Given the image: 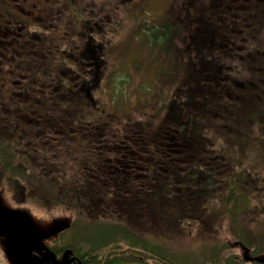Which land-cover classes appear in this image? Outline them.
I'll return each mask as SVG.
<instances>
[{
    "label": "rangeland",
    "instance_id": "374dc122",
    "mask_svg": "<svg viewBox=\"0 0 264 264\" xmlns=\"http://www.w3.org/2000/svg\"><path fill=\"white\" fill-rule=\"evenodd\" d=\"M39 1L36 0L38 4ZM42 1V6L37 7L40 16L29 18L23 15L25 18L18 24L24 23L29 29L31 44L33 40H38L37 36L48 38L44 41L42 39V43H47L45 52L50 54L49 59L57 54L56 59L50 62L54 64L49 69L52 71H47L48 76L45 78L35 74V83L41 87L44 80H48L49 83L51 81L50 84L58 86V91L64 89L67 94L61 107L66 108L65 121L70 119L64 128L66 137L62 138L61 132L58 133L61 129L54 126L52 119L41 117L38 112L27 110L16 116L20 124L17 127L22 126L23 132H27L20 138H29L26 142H19L29 152H35L40 157L33 158L31 154L25 156V165L30 163V167L24 171L34 180L29 181L32 182L31 185L22 180L21 176L19 178L3 173L4 179L0 178V215H3L2 220L0 219V264H36L37 261H43L45 256L41 249L42 239L58 236L68 229L74 220L84 223L88 220L95 222L96 219L118 221L137 233L165 244L181 257L195 256L199 252L220 246L223 247L221 253L224 259L231 258L236 264H253L249 258L250 252H246L237 241L231 220L226 218L222 228L218 227V221L225 215V197L235 172L238 177L234 187L237 188L238 196L242 197L239 201L242 205L241 211L238 209L235 212L237 218L244 224L246 231H254V234L264 228V100L259 98L264 90V86L259 82L263 79L264 69L257 64L262 60L264 62L263 15L259 17V20L262 17L260 22L256 21V28L249 31L258 35L251 40L258 43L259 51L262 52L253 53L251 60H246L242 65L240 60L243 59L238 52L232 51L231 46L239 50L240 45L245 42L240 34L239 37L232 35L229 39L225 38L223 32L227 25H221L220 20L216 23L219 14L211 10L207 0ZM31 5L32 3L28 7ZM9 8L14 10L15 5L10 4ZM240 11L241 17L248 18L249 12L246 9ZM97 21L99 24L95 26L96 32L92 41L93 45L101 43L104 64L99 80L88 85V88H91L88 93L82 88L85 79L87 81L86 77L90 75L87 72L82 73L84 64L79 62L80 65L77 66L78 57H68L74 50L66 51V54L62 50L70 44L78 52L77 44L81 39L72 35V32L76 31L75 26L78 23L94 25ZM164 21L179 26L178 36H174L170 43L150 46L144 32L152 30L153 24ZM209 21L216 26L214 35L215 41L219 42V49L214 50L215 53L212 54L209 48L207 52H203L204 55L195 56L191 42L195 39L193 35L196 27H202L201 24H208ZM203 27L198 35L203 29H213ZM220 30L223 32H219ZM246 35L247 39H250L251 34ZM10 39L8 38V41H11ZM5 44V41L0 42L2 49ZM55 44L58 46L51 47ZM30 53L32 54L29 51L28 54ZM181 53H185L183 58ZM189 63L193 65L195 72L201 64H207L204 68L208 67L211 72L212 67L216 68L219 64L227 68L225 74H228L229 81L227 80L225 87L217 90L229 91L220 98L219 93L211 95V103L203 112L196 111L197 121L192 122L213 144L215 154L220 155L222 159L218 157L212 161L209 151L202 152L199 155L200 160L196 158L189 169L179 170L178 177L173 174L160 177L165 181H162L161 188L150 194L149 198H145L140 190L141 182L136 184L137 181L131 180L134 169L125 162L132 161L129 156H123L125 151L120 148L109 153L112 157L107 159L110 164L105 169L113 171L108 176L100 178L94 169L88 173L81 169V159L84 163L86 161V164L94 165V168L100 167L97 164L102 162H96L97 159H102V152L90 149L100 144L93 139L96 135L91 137L88 134L92 128L91 124L99 123L98 127L102 132L107 131V136L102 135L99 138H108L106 143L110 148H114L119 139H124L125 135L131 132L132 136H136L139 131H144L143 135L160 139L158 134L166 131L161 124L168 105L178 93L177 89L195 90L202 86L200 83H192L187 67ZM35 66L34 71L38 69ZM5 68L4 73L9 75L10 82L1 85V93L9 88L13 91L12 96H19L14 92L21 88L17 79L27 81L20 73L23 66L20 65L18 69L16 66L9 67L11 70L13 68L12 71L8 70L7 66ZM221 70L224 71L223 68ZM57 73L61 75L60 79L71 74L72 81L58 80ZM240 78L243 81L241 85ZM211 86L213 87V84ZM35 90L40 92L37 87L34 93ZM53 94L48 92V95ZM6 95L9 94L6 92ZM205 101L208 102V99ZM21 103L20 100L16 102L17 108L21 107ZM36 103H40V100L36 99ZM191 103L194 106L195 102ZM194 107L196 108V105ZM55 111L54 109L53 112ZM188 112L189 110L186 112L184 109L185 119H188ZM62 113L64 111L60 112L61 118ZM11 116L8 113L7 117ZM65 121L63 118L62 126ZM73 125L83 126L84 133L79 135L70 128ZM73 132L76 134L68 136ZM57 134L59 140L56 139ZM186 152L185 148L183 151H175L178 156ZM208 163L212 164V168ZM86 174L92 184L95 183L93 187L99 189L96 193H100L101 197L96 200L102 202L101 205L93 207L90 204L91 199L79 192V187L87 186L80 180ZM200 177H204V180L200 181ZM116 179H121L123 183L131 181L136 186V191L129 196L131 201H134L133 205L135 204L132 210L121 208L119 203H114L109 192L105 193V184H115ZM58 186L60 188H57ZM56 188H69L66 190L67 194H80L83 198L77 201L78 204L74 203L77 207L71 206L63 202L62 194L56 192ZM51 189L55 190L51 192ZM126 199L127 197L120 200L125 202ZM186 213L194 217L193 228L181 225V219L184 217L182 215ZM4 217H8V221L4 220ZM13 233L21 235L23 239H13ZM24 243L25 248L29 245L35 248L33 251L36 253L29 254L23 247ZM17 254L25 261L18 263L15 260Z\"/></svg>",
    "mask_w": 264,
    "mask_h": 264
},
{
    "label": "trees",
    "instance_id": "16d2710c",
    "mask_svg": "<svg viewBox=\"0 0 264 264\" xmlns=\"http://www.w3.org/2000/svg\"><path fill=\"white\" fill-rule=\"evenodd\" d=\"M197 1L198 0H196V2ZM224 1L225 0H221V2L220 0H207L206 3H208L209 7H211V10H215L219 7L220 10L224 8L229 9L227 10V12L217 11V13L219 14V19H217L216 23H218L220 20L221 25L222 23L227 25L224 28L225 32L221 30L219 31L223 32V35L226 36V39L231 38L232 35L239 37L240 34L245 43L240 45V48L239 50H237V52L240 55V58L243 59L240 60V64L244 65L246 60H251L253 53L260 54L264 50L259 51L260 49L258 47V43L251 40L253 37H257L258 35L256 33H249L251 29H254V27L252 26L253 24L251 22L248 23L250 20V15L248 16V18L244 16L241 17L240 12L242 11L230 9L227 6V2ZM8 9L9 5L6 3V1L0 0V29L3 30H6L7 25L9 24L6 21V11H8ZM238 15L240 17L236 18V16ZM201 25L205 26H202L203 28L209 27L213 29H203L200 32V35H198L197 33L202 27H196L197 30L193 35L195 39H193V41L191 42V45L194 46L192 47L194 55H204L203 52H207L209 48L211 49V53L214 54V50L218 51L219 49V42L215 41L214 35L215 31H217L216 26L210 24V21L208 24ZM86 27L87 26L85 24L78 23L75 26L76 31L72 32V35L74 37L79 36L81 39V42L77 44V47H79V51L76 52V49H74V47L70 44H68L67 47L62 51H64L63 53L66 54V51L74 50V53L69 54L68 57H78L76 61L77 66L80 65L79 62L84 64L85 67L83 68L84 71H82V73L87 72V74L90 75L86 77L87 81L85 79V82L82 84V88L84 89V91L87 90V92L89 93L91 88H88V85H91V83H93L94 81L97 82L99 80L102 75L101 67L104 64V61L102 58V51L100 50L102 48L101 43L93 45L92 41H87L88 36L86 35L87 33H91V30H88V28ZM152 27V30H148L149 32H144V35L148 39L150 46H155L157 44L163 45L164 43L172 42L171 39L174 36H178V31L180 29L177 25L173 26L172 22L170 21H164L160 24H153ZM152 33L154 34L152 35ZM245 33L249 35L251 34L250 39H247V35ZM15 37L18 38L21 43L23 42V40H21L23 38V34ZM8 38H11V41H8ZM37 38L38 40H33V44H31L30 41L26 39L27 43L29 42L31 45L26 44L21 47L19 46L17 40H13L14 38L12 36L9 37L6 35H0V42H6L3 49L0 46V87L10 82L9 75L7 76L4 73V70H6V66L8 70L12 71L13 68L11 70L9 67L16 66L18 69L20 65H22L23 68L20 70V73L22 76H25V78H27V81L23 79L21 80V78L17 79L20 82L21 88L18 91L16 90L14 92L18 93L21 98L15 95L12 96L13 91L9 88H7V90L10 92L6 91L9 95H6V92H3L2 94L0 88V178L4 179L2 175L3 173H7L8 175L16 177L21 176L22 178H19L24 181H28V184L30 185L32 184V182L29 181L34 180L30 179L29 175H27L24 171L30 167V163H27V165H25V156L30 154L33 158L40 156L35 152H29L28 149H26L20 143L26 142L27 140H29V138H20L22 136H25L27 132H23L24 129H22V126L20 128L17 127L20 126V124L18 123L16 116L18 115V113H25L27 110L32 111L33 113L38 112L41 117L52 119L54 126L58 129H61V131H59L58 133L61 132L62 138L66 137V129L64 128L66 127V122L70 119L67 118V120L65 121L66 108L61 107V105L64 103L63 100L67 94L64 89L58 91V86H54V83L50 84L51 81L49 83L48 80H44V85H42L41 87L37 86L36 84L37 78H35V74L42 75L44 76V78L47 77V71H52L49 69L52 65L54 66V64L50 62H53L54 58L56 59L57 56V54H55L54 58L51 57L49 59L50 54L45 52V45L47 43H42L43 37L41 38L40 36H37ZM46 39H43V41ZM49 42L53 43L51 41ZM36 46L37 48H35ZM55 46L58 45L55 44L51 47ZM259 46H261V44H259ZM231 48L232 51L235 52L234 47L231 46ZM29 51L34 54H28ZM188 51L190 52L189 49ZM180 55L183 58L185 56V53H181ZM63 58H65L64 54ZM24 61L27 62L25 64H22ZM257 64L258 66H261L262 70L264 69L263 60L257 62ZM34 66L38 67V69H36L35 71ZM205 66H207V64H201V66L199 65L196 68L197 70L195 72V70L192 69L193 65H191L190 63L187 65L188 69L190 70L189 77L191 78L192 83L194 85H198L200 83L202 84V86L195 90L189 88H187V90L177 89L178 93L175 94L174 98L168 105L165 113L166 115L164 116L163 123L161 124L166 129V131H161L158 134L160 136V139L156 140L154 139V137L152 138L147 134L143 135L144 131H139L136 136H132L131 134L133 132H131L129 135H125L124 139H119L114 148H110V146H108L106 143L108 138H99L102 135L107 136V131L102 132L100 127H98L99 123L91 124L92 128L89 129L88 134H90L91 137L92 135H96V137L93 139H95L96 142H100V144L97 145V147L94 146L90 149H93L94 152H102V159L99 160L100 158L98 157L99 159H97L96 161H102V164L98 163L97 165H99L100 167L94 168V165L91 166L89 164H86L87 162L84 160V163L81 159V169L87 171V173L89 171L92 172L94 169L98 172L100 178L104 175L108 176L109 173L113 171H107L105 169V167H108L110 164L107 159L112 157L109 153L114 152V150L118 151V148H120L125 151V155L123 156H129L132 161L127 163L125 162L127 166H130L134 169L131 180L137 181L136 184L138 183V181H140V190L146 196L145 198H149L150 194L161 188L162 181H165V179H160V177H162L163 175L167 177L169 174H173L174 176L178 177L179 170L182 169L185 171L189 169L196 158L200 160L199 155L202 152L209 151L210 155H212V161H215L213 159H216L218 157L222 159L220 155L215 154V151L212 147L213 144L210 143V141L205 137L204 134H202L201 130L198 129V126L194 127L193 124V121H197V119H195V117L197 116L196 111L200 113L205 110L206 106H208V104H210L211 100L213 99L211 95H213L214 93H219L218 97L220 98L229 91V89L220 92L219 90H217L222 86L225 87L224 85L227 84L228 74H225V70L227 68H225L222 64H219L218 66H216V68L212 67L211 72L208 67L207 69L204 68ZM230 67L232 69V66ZM222 68L224 69L223 72L221 70ZM56 75L58 77V80H63L64 82L67 79L72 81L73 78L71 74H67V76L63 79L59 78V76H61L59 73H57ZM78 75L81 74L78 73ZM239 80V84H243L241 78ZM259 82L262 86H264V77ZM212 84L213 87L211 86ZM35 87L40 90L39 93H37L36 90L34 93ZM49 91L54 94L48 95ZM194 91H196L195 98ZM262 93V97L259 98L264 100V90L262 91ZM181 94L183 95L180 96ZM36 99L40 100V103L35 104ZM206 99H208V102L205 101ZM18 100L22 102L20 108H17L16 106V102H18ZM27 100H29V102H27ZM191 101L195 102L194 106L196 105V108L193 106ZM43 104L44 106L42 107ZM40 108L43 110L41 111ZM54 109L56 110L55 112H53ZM184 109L186 112L189 110L187 115L188 119H185L183 116ZM61 111H64V113H62V117L65 121L63 122V126V118H61L60 116ZM8 113H10V115L12 116L7 117ZM14 115L15 118H13ZM57 115L59 116L57 117ZM60 123L61 125H59ZM70 128L78 132L79 135L84 133L83 126L75 127L73 125V127ZM75 134L76 133L73 132L71 134H68V136ZM56 139L59 140L58 134L56 136ZM33 143H35V141H33ZM110 145L112 146L113 144L110 143ZM184 148L187 150L185 154L178 156L175 153V151H183ZM38 162L37 166H39L41 170ZM222 162H224V159ZM208 165H210V168H212L211 163H208ZM232 176V182L225 197V215L219 218L218 227L222 228V224L225 223L226 218L231 220L235 228V237L237 238V241H239V244L243 246V249L248 253L250 252L249 258L251 259L253 264H264V228H260L259 231L254 234V231H246L243 226L244 224L241 223V220L239 218H237L235 212L238 209H240L238 211H241L242 205L239 204V201L242 199V197L241 195L238 196L237 188L234 187L236 178L238 177L237 173L234 172ZM182 178L185 179L184 177ZM80 180L84 181L85 185L87 186L79 187V192L84 193L83 196H87L88 199H91L90 204L93 207L95 205H101L102 202L96 200L101 196L100 193H96V191H99V189L93 187L95 183L92 184L87 174L83 175ZM116 180L117 181L115 184H105V193L106 191L109 192L114 203H119L118 206H121V208L132 210L135 204L133 205L134 201L132 202L129 196L136 191H134V187L136 186L132 184L131 181L123 183L121 179ZM202 180H204V177H200V181ZM86 181H89L90 183L88 184ZM47 188L46 191H48ZM57 188L60 187L58 186ZM68 189L69 188H61L57 189L56 192H60V194H62L63 202L77 207V205H75L74 203L78 204L77 201L80 198H83V196H81L80 194H67L66 190ZM53 190L55 189H51V192H53ZM126 197L127 199L125 202L120 200ZM89 210L90 207L87 208V211ZM182 216L184 217L181 219V225H183L184 227L193 228V225H195V221H193L194 217L190 216V214L187 213L186 215ZM2 217L3 215L1 214V220ZM4 220L8 221V217H4ZM12 235H14V233ZM5 239L7 240L6 236ZM19 239H23V237L20 235ZM23 245V247L25 248L26 243H24ZM27 246L29 248L27 247L25 248V250L28 251L31 247L29 245ZM41 249H44V258L48 260L43 264H64L68 260L70 261L67 264H236L233 260H231V258L227 260L223 258L221 253L223 247L216 246V248L213 250L208 249L197 253L195 256L190 255L181 257L179 256V254H176L174 250L172 251L170 248H168L165 244L159 243L151 237H147L143 234L137 233L129 227H126L124 224L119 223L118 221H110L108 219H96L95 222L88 220V222L84 223H81L79 220H74L73 224L69 225L68 229L63 231V233H59L58 236L50 237L48 239H42ZM34 252L31 251L30 254ZM66 253L67 255H65Z\"/></svg>",
    "mask_w": 264,
    "mask_h": 264
},
{
    "label": "flooded vegetation",
    "instance_id": "af4514ba",
    "mask_svg": "<svg viewBox=\"0 0 264 264\" xmlns=\"http://www.w3.org/2000/svg\"><path fill=\"white\" fill-rule=\"evenodd\" d=\"M6 1V3L9 5L10 4H14L15 8L14 10L12 8H9L8 11H6V21L9 23L7 25V29L3 30L0 29V35H6L9 37H13V40H17L19 46H23L26 44H30L29 42L27 43L26 39L30 41V36L31 33L29 32V29L25 27V24L23 23L22 25H19L18 23L23 21V19L25 18L24 16H27L29 18H35L40 16L39 12L37 11V7H41L43 4V1L41 2V0L38 2H36V0H4ZM47 2V0H46ZM221 2V0H220ZM224 2H227V6L230 9L233 10H243L246 9L247 12H249L250 15V20L248 23H252L254 29L256 28V21L258 22L260 15H263L262 17H264V0H225ZM32 3L31 7L28 5ZM45 3V1H44ZM220 4V3H218ZM220 8V7H219ZM219 8H216L215 10L213 9V12H227V9H222L220 10ZM24 15V16H23ZM262 17L260 18L259 22L262 20ZM264 21V19L262 20ZM99 24V22H95L94 25H87L86 28H88V30H91V33H87L86 36H88L87 41H92L93 39V35L96 32L95 30V26H97ZM249 26V25H248ZM258 28V26H257ZM23 34V38L21 40H23V42L21 43L19 41L18 38H16L15 36H20ZM25 41V43H24ZM93 44V41H92ZM240 48V47H239ZM235 49V48H234ZM238 49H235V52H237ZM264 77V76H263ZM229 81V80H228ZM147 136V135H146ZM31 249V248H30ZM29 249V250H30ZM28 250V251H29ZM18 259V258H17Z\"/></svg>",
    "mask_w": 264,
    "mask_h": 264
},
{
    "label": "water",
    "instance_id": "95a60500",
    "mask_svg": "<svg viewBox=\"0 0 264 264\" xmlns=\"http://www.w3.org/2000/svg\"><path fill=\"white\" fill-rule=\"evenodd\" d=\"M6 218H7V217H6ZM15 236H17V237H15ZM12 237H13V239H14V238H17V239H18V238L20 237V235H12ZM33 249H35V248H32V247H31V249L28 251V253L30 254L31 251L33 252ZM65 255H67V253H66ZM17 258H18V259H17ZM46 258H47V257H46ZM19 259H20V260H19ZM15 260H16L18 263H22V262L25 261L23 258H20L18 254L15 255ZM42 260H43V261H40V262L37 261L36 264H43V263H45V261H48V260L45 259V258H43ZM73 260H74V259H73ZM73 260H71V261H73ZM69 261H70V260H68V261L65 262L64 264H67ZM31 262H32V261H31ZM33 262H34V261H33Z\"/></svg>",
    "mask_w": 264,
    "mask_h": 264
},
{
    "label": "bare ground",
    "instance_id": "6f19581e",
    "mask_svg": "<svg viewBox=\"0 0 264 264\" xmlns=\"http://www.w3.org/2000/svg\"><path fill=\"white\" fill-rule=\"evenodd\" d=\"M38 246H39V245H38ZM40 250H41V249H40ZM43 250H44V249H43ZM43 250H42V251H43ZM33 252H34V251H33ZM35 253H36V252H35ZM39 254H40V251H39ZM41 254H42V253H41ZM36 255H37V254H36ZM39 256H40V255H39ZM35 257H36V256H35ZM59 262H60V260H59ZM62 263H63V262H62Z\"/></svg>",
    "mask_w": 264,
    "mask_h": 264
}]
</instances>
